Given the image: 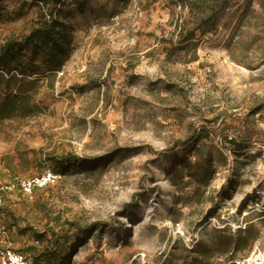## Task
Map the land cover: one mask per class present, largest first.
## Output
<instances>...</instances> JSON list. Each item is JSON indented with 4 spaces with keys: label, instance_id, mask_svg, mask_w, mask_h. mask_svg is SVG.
Masks as SVG:
<instances>
[{
    "label": "rangeland",
    "instance_id": "rangeland-1",
    "mask_svg": "<svg viewBox=\"0 0 264 264\" xmlns=\"http://www.w3.org/2000/svg\"><path fill=\"white\" fill-rule=\"evenodd\" d=\"M65 2L66 59L0 120V264L50 228L51 264H264V0ZM45 10L1 0L0 44Z\"/></svg>",
    "mask_w": 264,
    "mask_h": 264
},
{
    "label": "trees",
    "instance_id": "trees-1",
    "mask_svg": "<svg viewBox=\"0 0 264 264\" xmlns=\"http://www.w3.org/2000/svg\"><path fill=\"white\" fill-rule=\"evenodd\" d=\"M1 1V0H0ZM46 7V12L40 11V16L36 20L34 26L29 32L20 38L9 37L2 44H0V82L5 80H14L18 84L17 94L8 93L3 101L0 103V120L10 117H27L32 114V109L28 106L27 94L28 88L26 83L30 82L27 77L34 74H39L47 70L60 67L69 53L70 45V30L71 26L60 18V14L65 10V0H53V5L48 6L50 0H35ZM58 3V6L56 4ZM78 9H81L78 7ZM214 19L215 23L216 12L210 8L206 12L204 19ZM209 29V28H207ZM212 29V28H210ZM192 33L184 37V40L192 38ZM7 76V78H5ZM124 150L130 151L129 148ZM54 165L49 168L52 174L61 171L62 157H53ZM10 170L13 168L8 167ZM11 170V171H12ZM33 189H37L34 187ZM96 223H91L87 228H79L76 225V231H88ZM51 234L48 246L43 251L39 252L35 249V245L45 240V235L35 231V243L32 248L25 250L30 256L34 264H51L55 254L64 251V244L67 240L66 235L60 236L53 228L49 229ZM87 234V232H85Z\"/></svg>",
    "mask_w": 264,
    "mask_h": 264
},
{
    "label": "built area",
    "instance_id": "built-area-1",
    "mask_svg": "<svg viewBox=\"0 0 264 264\" xmlns=\"http://www.w3.org/2000/svg\"><path fill=\"white\" fill-rule=\"evenodd\" d=\"M48 174L50 176L52 175L50 172H48ZM0 233L5 239L7 238L6 232L2 228H0ZM1 254L2 264H27L25 256L19 252L13 251L9 246H4V248L1 249Z\"/></svg>",
    "mask_w": 264,
    "mask_h": 264
}]
</instances>
